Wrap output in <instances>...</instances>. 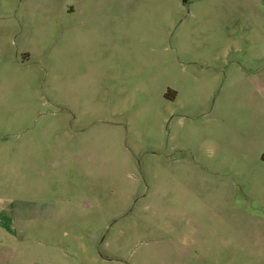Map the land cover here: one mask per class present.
<instances>
[{"label":"rangeland","instance_id":"rangeland-1","mask_svg":"<svg viewBox=\"0 0 264 264\" xmlns=\"http://www.w3.org/2000/svg\"><path fill=\"white\" fill-rule=\"evenodd\" d=\"M0 202V264H264V0H0Z\"/></svg>","mask_w":264,"mask_h":264},{"label":"crops","instance_id":"crops-1","mask_svg":"<svg viewBox=\"0 0 264 264\" xmlns=\"http://www.w3.org/2000/svg\"><path fill=\"white\" fill-rule=\"evenodd\" d=\"M0 206H1V202H0ZM1 208V207H0ZM15 222H11L10 220H4L2 218H0V227L1 229H3L5 231V233L7 235H12V231L10 230L12 227H14ZM7 257V256H6ZM5 257V258H6ZM4 256L2 259H5Z\"/></svg>","mask_w":264,"mask_h":264}]
</instances>
